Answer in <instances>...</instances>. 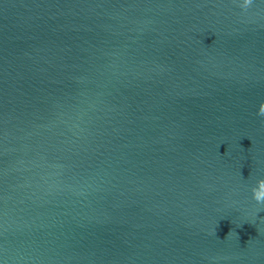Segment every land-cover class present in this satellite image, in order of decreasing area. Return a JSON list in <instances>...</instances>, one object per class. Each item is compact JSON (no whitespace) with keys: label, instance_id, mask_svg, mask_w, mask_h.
Returning a JSON list of instances; mask_svg holds the SVG:
<instances>
[{"label":"water","instance_id":"water-1","mask_svg":"<svg viewBox=\"0 0 264 264\" xmlns=\"http://www.w3.org/2000/svg\"><path fill=\"white\" fill-rule=\"evenodd\" d=\"M0 0V264H264V0Z\"/></svg>","mask_w":264,"mask_h":264},{"label":"clouds","instance_id":"clouds-1","mask_svg":"<svg viewBox=\"0 0 264 264\" xmlns=\"http://www.w3.org/2000/svg\"><path fill=\"white\" fill-rule=\"evenodd\" d=\"M252 2L253 0H242V2L238 4V7H240L241 10H246L250 7ZM257 115L264 117V103L259 105ZM251 193L252 199L257 204H264V180H258L255 187L251 189Z\"/></svg>","mask_w":264,"mask_h":264}]
</instances>
